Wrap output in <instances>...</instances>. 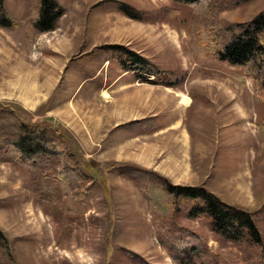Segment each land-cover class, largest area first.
Returning a JSON list of instances; mask_svg holds the SVG:
<instances>
[{"label":"rangeland","instance_id":"374dc122","mask_svg":"<svg viewBox=\"0 0 264 264\" xmlns=\"http://www.w3.org/2000/svg\"><path fill=\"white\" fill-rule=\"evenodd\" d=\"M56 1L63 14L39 31L38 0H0L9 21L0 26V107L12 112L3 128H56V164L75 170L61 177L51 159L20 165L0 153V264H176L163 240L167 220L198 248L192 264H264L254 247L221 240L208 217L189 214L194 201L165 188L201 185L258 211L264 240V97L247 67L216 60L197 36H220L264 0ZM117 3L139 18L107 9ZM114 45L172 80L121 76Z\"/></svg>","mask_w":264,"mask_h":264},{"label":"trees","instance_id":"16d2710c","mask_svg":"<svg viewBox=\"0 0 264 264\" xmlns=\"http://www.w3.org/2000/svg\"><path fill=\"white\" fill-rule=\"evenodd\" d=\"M175 3L193 5L200 0H173ZM232 4L246 2L248 0H229ZM215 5V1H212ZM224 7V4H220ZM130 18H139L137 11L128 7L124 3H117L114 7ZM63 14L62 6L56 0H38L36 17L33 25L39 31L51 30L55 27L56 21ZM9 21L0 15V26H8ZM211 27V25H210ZM200 30V29H199ZM221 35L211 37H201L204 35L203 29L198 31L197 36L201 39L203 46L218 61L248 68L254 79V87L259 96L264 97V8L259 10L254 16L245 22L230 23L220 31ZM117 59L123 66V71H131L135 78L144 76L147 83L168 84L172 79L170 74L145 58L139 57L135 52L126 48L113 46ZM120 48V49H119ZM106 60V59H105ZM139 68V69H137ZM151 76L153 79H148ZM155 77V80H154ZM169 78L162 81L161 78ZM176 85V84H174ZM171 86V85H169ZM11 111L0 107V153L8 151L11 159L17 164L25 165L34 162L36 159L47 161L51 159L52 164L63 156L58 144L62 141V132L56 128H51L46 123H29L23 125L14 124L15 128L5 131L3 122L8 120ZM60 156V157H59ZM1 157V154H0ZM94 164V162H93ZM55 173L66 177L67 171H75L69 165L65 167L59 164L53 167ZM91 169V168H89ZM85 179V177H83ZM164 181V179L162 178ZM166 185V184H165ZM84 187L83 184H78ZM167 190H172L178 197L187 198L194 201L189 214L193 217L205 215L209 218V228L219 238L225 242L239 244L244 242L256 249L259 262L264 257V240L260 236L257 228L256 215L258 211H251L245 207L228 205L221 202L211 192L200 186H179L166 185ZM179 194V195H178ZM169 227L165 232L164 244L170 249L172 258L176 264H192L198 254L195 245L186 246L180 241L175 223L167 220ZM166 221V222H167Z\"/></svg>","mask_w":264,"mask_h":264},{"label":"bare ground","instance_id":"6f19581e","mask_svg":"<svg viewBox=\"0 0 264 264\" xmlns=\"http://www.w3.org/2000/svg\"><path fill=\"white\" fill-rule=\"evenodd\" d=\"M26 79H29V78L27 77ZM26 79H25V81H26ZM25 83H26V82H25ZM31 87L33 88L34 85H32ZM189 101H190V100H189L188 96H186L185 94H183V95L181 96V105H186Z\"/></svg>","mask_w":264,"mask_h":264},{"label":"crops","instance_id":"0c3cea01","mask_svg":"<svg viewBox=\"0 0 264 264\" xmlns=\"http://www.w3.org/2000/svg\"><path fill=\"white\" fill-rule=\"evenodd\" d=\"M103 61H105V59H103ZM124 72L125 71H123V73L121 74V76H124L125 74H124ZM128 72V71H127ZM119 78V77H118ZM80 84V83H79ZM78 84V85H79ZM77 86V85H76ZM78 87V86H77ZM94 90H96V89H92V91H94ZM185 106V105H184ZM149 131V130H148ZM184 131V135L186 136V132H185V130H183Z\"/></svg>","mask_w":264,"mask_h":264}]
</instances>
